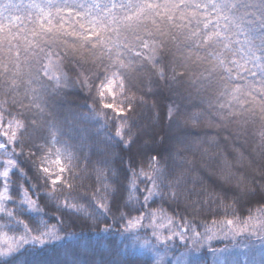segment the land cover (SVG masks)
<instances>
[{"label":"clouds","instance_id":"clouds-1","mask_svg":"<svg viewBox=\"0 0 264 264\" xmlns=\"http://www.w3.org/2000/svg\"><path fill=\"white\" fill-rule=\"evenodd\" d=\"M3 169L0 264H264V0H0Z\"/></svg>","mask_w":264,"mask_h":264},{"label":"trees","instance_id":"trees-1","mask_svg":"<svg viewBox=\"0 0 264 264\" xmlns=\"http://www.w3.org/2000/svg\"><path fill=\"white\" fill-rule=\"evenodd\" d=\"M13 174L17 179L20 178L18 170H13ZM13 187L18 190V184ZM83 235L89 240L99 239L95 233L85 232ZM118 238L119 237L105 236L106 241ZM33 253L32 264H72L73 260V254L70 251L62 250L61 242H52L37 246L33 249ZM214 255L212 249H203L199 252L194 251L187 254L181 253L175 257L174 264H189L190 256H194L197 259L198 264H214Z\"/></svg>","mask_w":264,"mask_h":264},{"label":"rangeland","instance_id":"rangeland-1","mask_svg":"<svg viewBox=\"0 0 264 264\" xmlns=\"http://www.w3.org/2000/svg\"><path fill=\"white\" fill-rule=\"evenodd\" d=\"M213 262L214 264H225V258L223 256L214 255Z\"/></svg>","mask_w":264,"mask_h":264},{"label":"snow or ice","instance_id":"snow-or-ice-1","mask_svg":"<svg viewBox=\"0 0 264 264\" xmlns=\"http://www.w3.org/2000/svg\"><path fill=\"white\" fill-rule=\"evenodd\" d=\"M15 134V132H13V135ZM14 163V162H9ZM8 175V169H3L2 171H0V176L6 177Z\"/></svg>","mask_w":264,"mask_h":264}]
</instances>
